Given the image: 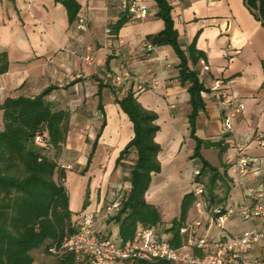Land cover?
Listing matches in <instances>:
<instances>
[{
    "label": "crops",
    "instance_id": "obj_1",
    "mask_svg": "<svg viewBox=\"0 0 264 264\" xmlns=\"http://www.w3.org/2000/svg\"><path fill=\"white\" fill-rule=\"evenodd\" d=\"M76 1L87 15L86 31L77 29L76 22L70 24L66 8L55 0H0V53L6 52L9 59L8 72L0 75V106L7 97H34L55 87L48 101L55 110L71 115L59 161L64 163L73 218L80 222L87 210L102 215L105 205L129 188L125 181L129 172L116 161L135 131L118 100L133 91L141 106L158 116L161 172L152 177L147 201L161 216L176 211L173 219H178L184 196L192 192L193 170L202 162L192 157L197 141L188 120L190 84L179 81L180 58L172 46L152 44L151 38L165 29V22L157 17L158 5L155 0H142L147 16L139 21L131 18L114 34L107 29L121 18L123 0ZM168 1L183 49L196 39V49L203 54L196 65L190 62L206 88L201 92L205 109L197 118L196 136L225 148L222 154L213 146L201 151L207 159L206 152L212 150L215 162L207 160L221 173L227 171L213 187L212 203L255 201L257 193L252 190L262 189L264 194V146L256 139L264 134V26L245 0ZM87 55L92 62L85 60ZM224 93L241 107L233 118L232 133L223 132ZM240 140L247 142L246 152L258 158L243 178L233 173ZM68 178L74 182L70 189ZM193 217L194 203L185 222ZM99 222L103 225L104 219ZM106 223L119 233L114 220ZM227 226L240 232L252 225L230 218ZM167 230L162 231L172 234ZM37 263L35 259L33 264Z\"/></svg>",
    "mask_w": 264,
    "mask_h": 264
},
{
    "label": "trees",
    "instance_id": "obj_2",
    "mask_svg": "<svg viewBox=\"0 0 264 264\" xmlns=\"http://www.w3.org/2000/svg\"><path fill=\"white\" fill-rule=\"evenodd\" d=\"M55 1L66 8L69 23H75L81 11L80 4L76 0ZM155 1L158 5L157 17L165 22V29L151 38L152 44L170 45L180 58L179 81L181 84H190L191 113L188 120L190 134L197 141L192 157L202 162L200 180L205 174L211 175L208 191L214 199L213 187L218 180L224 179L227 171L221 173L201 152L203 147L213 146L218 147L222 154L225 148L221 143L204 141L196 136L197 118L205 109L201 92L206 91V88L190 62L196 65L203 54L196 49V39L187 49H183L175 28L172 5L168 0ZM245 3L264 26V0H245ZM131 18L129 12H123L119 21L111 26L112 32L118 34ZM8 70V55L2 52L0 75ZM54 89V86L48 87L34 97H7L0 106L3 110V128L0 129V264H33L36 250L55 256V264L84 262L74 253L53 255L48 252L51 246L60 244L65 237L76 232L79 224V220L73 218L64 184L66 172L59 161L67 140L71 115L65 110H55L48 101L47 96ZM118 103L133 123L135 135L116 161V165L128 170L130 186L122 192L121 208L112 220L119 225L122 239L129 240L134 238L138 226L162 223L160 211L146 198L153 175L161 172V146L156 141L159 130L157 114L142 107L133 91L125 94ZM38 134L45 136L47 146L36 144ZM132 155L135 158L130 163ZM194 201L193 192L184 196L180 218H174L167 230L172 232V242L176 246L182 244L179 228L186 221Z\"/></svg>",
    "mask_w": 264,
    "mask_h": 264
},
{
    "label": "built area",
    "instance_id": "obj_3",
    "mask_svg": "<svg viewBox=\"0 0 264 264\" xmlns=\"http://www.w3.org/2000/svg\"><path fill=\"white\" fill-rule=\"evenodd\" d=\"M215 1V0H208ZM121 9L129 12L134 21L147 16V7L142 0H123ZM76 28L88 29V18L79 12ZM112 33L111 28L107 29ZM152 49L151 44H146ZM87 62L93 57L87 55ZM117 81H121L120 78ZM3 88H0V93ZM224 133L234 131L233 118L241 107L227 93L223 94ZM45 136L35 138L39 146H47ZM257 141L264 146V134L257 136ZM247 142H236L237 161L233 173L239 178L249 174L258 162V158L249 155ZM63 168L64 163L60 162ZM202 166H195L192 173V192L195 195L194 217L185 222L179 233L182 244H173V234L164 233L159 226L140 225L134 238L123 240L118 232L107 226L118 211L123 200L120 192L116 198L105 205L104 213L87 210L78 224L76 232L65 237L60 244L53 245L49 251L53 255L74 253L77 258L88 264H264V194L262 189L252 190L257 193L255 201H234L231 203H212L207 185L200 180ZM124 192V191H123ZM104 224H100V218ZM237 219L250 222L251 227L240 232H231L227 222Z\"/></svg>",
    "mask_w": 264,
    "mask_h": 264
},
{
    "label": "rangeland",
    "instance_id": "obj_4",
    "mask_svg": "<svg viewBox=\"0 0 264 264\" xmlns=\"http://www.w3.org/2000/svg\"><path fill=\"white\" fill-rule=\"evenodd\" d=\"M99 117L101 118V120H103V117L101 115H99ZM206 157L207 159H209V161H211L212 163H214L215 158H214V153L211 151H207L206 152ZM134 155L130 156V163H132L134 161ZM130 163H128L130 165ZM128 172V170H126ZM129 176H125V181L127 182V186H130V183L128 182ZM202 181L205 182V184L207 185V188L209 189V182H208V174L207 175H203V177L201 178ZM74 187V182L72 180H69L68 178V183H67V187ZM70 189V188H69ZM189 189H192V181H191V187H189ZM207 189V190H208ZM83 191H85V189H83ZM88 193V190H87ZM87 199H89L88 195H87ZM171 206V205H169ZM74 208L81 209L82 207H80L79 205H75ZM176 214V211L171 212L169 214V212H165V214L162 215L163 219H162V223L160 224V227L162 230L167 229L171 226L172 221H173V217ZM36 259H37V264H55L56 262V257L46 254L43 251H40L38 253H36Z\"/></svg>",
    "mask_w": 264,
    "mask_h": 264
}]
</instances>
